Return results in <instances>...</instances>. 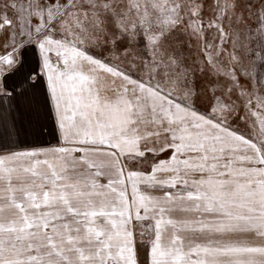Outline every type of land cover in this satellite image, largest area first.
Returning <instances> with one entry per match:
<instances>
[{"label":"snow or ice","instance_id":"1","mask_svg":"<svg viewBox=\"0 0 264 264\" xmlns=\"http://www.w3.org/2000/svg\"><path fill=\"white\" fill-rule=\"evenodd\" d=\"M0 264H264V0H0Z\"/></svg>","mask_w":264,"mask_h":264}]
</instances>
